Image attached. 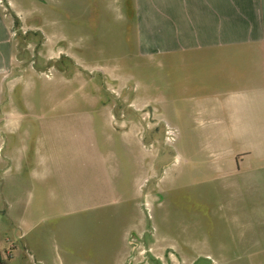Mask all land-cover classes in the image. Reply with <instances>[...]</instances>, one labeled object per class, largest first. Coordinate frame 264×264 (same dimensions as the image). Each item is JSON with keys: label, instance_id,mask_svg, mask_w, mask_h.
Listing matches in <instances>:
<instances>
[{"label": "crops", "instance_id": "crops-1", "mask_svg": "<svg viewBox=\"0 0 264 264\" xmlns=\"http://www.w3.org/2000/svg\"><path fill=\"white\" fill-rule=\"evenodd\" d=\"M45 1L0 0V264H22L23 258L76 264L73 253L66 259L46 246L39 252L27 237L54 235L68 215L98 204L128 202L145 182V160L130 146L139 144L145 126L112 114L103 84L77 48L69 51L71 66L34 65V59L44 64V58L67 56L66 35L51 28L48 6L40 24L25 21L36 29L19 34L20 11ZM122 4L125 42L132 41L136 56L185 71V84L171 86L170 106L178 110L164 119L174 136L186 131L190 138L229 139L232 147L214 166L236 184L264 186V0ZM82 91L83 97L68 100ZM104 250L102 258L112 264L120 258L119 248Z\"/></svg>", "mask_w": 264, "mask_h": 264}, {"label": "rangeland", "instance_id": "rangeland-1", "mask_svg": "<svg viewBox=\"0 0 264 264\" xmlns=\"http://www.w3.org/2000/svg\"><path fill=\"white\" fill-rule=\"evenodd\" d=\"M47 6L51 28L66 35L67 56L56 62L44 58V64L34 59V65L71 66L74 60L68 54L76 47L103 84L112 114L129 116L131 126L138 121L145 126L137 135L139 144L130 146L145 160L146 176L131 191L130 201L68 215L60 232L30 234V246L39 252L46 246L52 256L60 253L66 259L73 253L76 264H112L111 258H102L105 247L119 248L115 264H264V212L257 211L264 210V186L236 184L214 166L223 150L232 147L229 139L190 138L186 131L176 138L164 121L172 109L178 110L170 106L171 86L185 84V71L136 56L130 30L125 42L122 0L35 2L18 14L19 34L24 28L36 29L26 28L25 21L40 24ZM65 15L71 21H63ZM39 31L33 32L37 38ZM174 72L178 78L171 81ZM80 94L72 93L68 100ZM25 260L22 264H29Z\"/></svg>", "mask_w": 264, "mask_h": 264}]
</instances>
